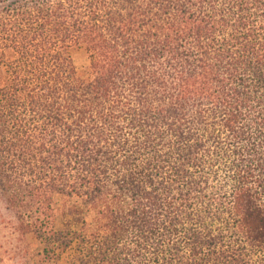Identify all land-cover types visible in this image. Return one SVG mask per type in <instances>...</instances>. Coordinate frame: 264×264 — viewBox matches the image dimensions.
<instances>
[{"label": "trees", "instance_id": "16d2710c", "mask_svg": "<svg viewBox=\"0 0 264 264\" xmlns=\"http://www.w3.org/2000/svg\"><path fill=\"white\" fill-rule=\"evenodd\" d=\"M2 212L67 264H264V0H0Z\"/></svg>", "mask_w": 264, "mask_h": 264}, {"label": "rangeland", "instance_id": "374dc122", "mask_svg": "<svg viewBox=\"0 0 264 264\" xmlns=\"http://www.w3.org/2000/svg\"><path fill=\"white\" fill-rule=\"evenodd\" d=\"M71 57L79 72H84L89 66V58L84 49H75ZM73 203L61 196L55 197V222L58 230L62 229L66 208ZM13 217L6 212L0 214V264H67L70 252L51 255L47 258L43 253V246L34 235H28L20 240L18 233L13 229Z\"/></svg>", "mask_w": 264, "mask_h": 264}]
</instances>
